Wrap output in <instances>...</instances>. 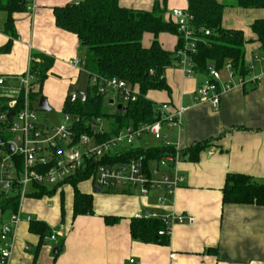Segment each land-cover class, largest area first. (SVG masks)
Listing matches in <instances>:
<instances>
[{
    "label": "crops",
    "instance_id": "crops-1",
    "mask_svg": "<svg viewBox=\"0 0 264 264\" xmlns=\"http://www.w3.org/2000/svg\"><path fill=\"white\" fill-rule=\"evenodd\" d=\"M75 1L78 0H34L33 10L13 13L16 37L8 51L2 48L10 36L4 32V23L0 26V75L15 82L28 70L33 53L52 57L42 96L50 109L60 111L72 84L80 82L82 73L87 76L85 88L90 82L87 71L72 63L75 58L83 60L80 40L76 34L57 27L53 14V7ZM218 1L225 5L222 27L243 31L247 65L253 57L264 54L251 29L256 19L264 18V8L238 7L232 4L234 0ZM119 5L134 10L156 9L164 21H171V10L186 9L188 0H119ZM153 39L152 33L145 32L142 45L149 47ZM157 40L164 50L173 52L179 36L161 32ZM262 70L256 63L251 74ZM206 75L196 71L186 76L174 62L163 73L169 89L149 90L146 94L153 103L169 102L173 107L184 108L181 126L169 133L170 142L181 152L197 142H208L196 159H191L189 153L182 156L178 168L185 179L180 187L171 195L159 189L142 195L123 188L108 191L88 178L78 182L77 188L92 196L93 213L78 215L73 214L74 191L70 183L54 190L48 188L52 192L39 197L30 195L33 189L20 208L21 219L15 229L9 264L33 263L39 235L30 231L31 220L44 222L55 235V239L47 236L40 246L37 264H264V206L222 202L228 173L264 180V76L244 85H238L234 77V85L221 94L214 110L196 97L197 86ZM226 76L222 70L221 77ZM116 98L120 97L116 94ZM109 99L108 103L113 104L115 100ZM103 123V132L110 130V121L103 119ZM11 212L0 208V230L7 226ZM152 212L191 215L194 223H172L167 244L132 238L131 218ZM104 216L119 220L107 224ZM130 259L134 262L130 263Z\"/></svg>",
    "mask_w": 264,
    "mask_h": 264
},
{
    "label": "trees",
    "instance_id": "trees-1",
    "mask_svg": "<svg viewBox=\"0 0 264 264\" xmlns=\"http://www.w3.org/2000/svg\"><path fill=\"white\" fill-rule=\"evenodd\" d=\"M29 0H0V10L7 13L4 22V32L10 40L2 48L8 51L11 41L16 37L13 13L24 11ZM233 5L242 8H264V0H234ZM225 5L218 0H188L186 10L193 15L197 27L208 29V35L202 34L197 43V51L193 56L196 71L208 73L210 66L220 69L229 62L237 74L247 73L244 60L247 40L243 31L222 27V14ZM55 24L57 27L76 34L80 40L85 55L84 69L88 76L94 75L98 80L117 77L124 80L137 93V99L125 104V111L115 107L113 113H105L103 107L110 99L105 93H99L95 85L88 84L85 88L87 98L85 101L71 102L66 96L62 112L73 118L75 136L81 133L92 135L88 121L93 117L109 120L110 130L95 134V140L101 141L110 138L121 128L128 125H137L139 122H153L157 119L154 113V104L146 98L149 90L164 89L168 86L163 79L164 71L174 66L176 56L173 52L164 50L157 40L161 32L178 35L177 26L172 21H164L159 10H134L119 5V0H78L63 6L53 7ZM256 39L264 48V18L256 19L251 24ZM145 32L153 34L149 47L142 45V36ZM84 44V45H83ZM38 59V60H37ZM53 58L44 54L33 53L31 60V73L35 80L32 84L31 97L42 96L44 79L52 65ZM119 102L121 98L117 99ZM169 103V102H168ZM208 147V142L201 141L182 151V156L189 153L191 159H196L198 153ZM174 146H130L118 152L115 156L101 159L88 158L85 167L76 172L63 183H70L73 187V214H92V196L79 191L77 183L91 178L96 164L112 161H126L130 157L142 154L146 160L158 159L166 154L174 153ZM61 184L53 185L52 190ZM30 194L39 197L51 193L45 185H35ZM33 188V189H34ZM109 191V190H108ZM223 203H254L264 206V180L258 181L244 173H228L222 188ZM17 197L0 194V208L15 211ZM107 224L119 220L115 216H104ZM165 228L160 218L143 215L130 220L131 237L145 243L167 244L169 234H159ZM30 231L39 235V241L34 252V260L45 237L52 233L48 226L38 220H31ZM60 243L57 247H61Z\"/></svg>",
    "mask_w": 264,
    "mask_h": 264
},
{
    "label": "built area",
    "instance_id": "built-area-1",
    "mask_svg": "<svg viewBox=\"0 0 264 264\" xmlns=\"http://www.w3.org/2000/svg\"><path fill=\"white\" fill-rule=\"evenodd\" d=\"M34 7V0H29L27 8L33 10ZM170 18L177 26L179 36L174 50L177 57L175 66L180 67L186 76H192L196 72L193 56L197 51V43L202 34L208 35L210 31L195 26L193 15L186 9L173 8ZM72 63L80 64L84 68V61L79 58L72 60ZM256 63L263 70L259 74H251ZM246 68L247 73L241 75L233 70L229 62L220 69L210 66L206 77L197 86V100L209 103L216 110L221 94L234 85V77H237L238 85L260 81L264 76V54L253 57ZM222 70L227 74L225 79L221 77ZM8 78L0 75V194L16 196L18 204L17 209L11 212L7 226L0 230V264H9L15 229L21 219L20 208L34 186L61 184L82 170L88 158L115 156L122 150L121 146L128 148L135 138L150 134L161 140L163 146H174V153L150 160H146L142 154L126 161L108 160L95 165L92 180L99 188H123L142 195L153 189L164 190L167 195H171L183 183L185 176L178 168L182 161V152L177 145L170 142L167 131L181 126L184 108L173 107L168 102L155 103V121L125 126L110 138L96 141L95 134L103 133L104 123L101 117H93L88 121L92 135L81 133L77 137L74 121H78V117L73 118L64 113L67 123L59 126L39 122L31 97L35 80L31 65L25 73L16 77L15 82H9ZM89 81L90 85L97 87L99 93L115 92L123 105L137 99L136 91L117 77L98 80L91 75ZM67 96L71 102H83L87 93L86 90L76 89L70 90ZM10 112L11 118L8 116ZM146 215L162 220L165 228L159 234L170 235L172 223H194V217L187 214L169 216L152 212ZM50 238L55 239V235L51 234ZM129 262L133 263L134 260L130 259Z\"/></svg>",
    "mask_w": 264,
    "mask_h": 264
},
{
    "label": "rangeland",
    "instance_id": "rangeland-1",
    "mask_svg": "<svg viewBox=\"0 0 264 264\" xmlns=\"http://www.w3.org/2000/svg\"><path fill=\"white\" fill-rule=\"evenodd\" d=\"M6 18V12L1 11L0 10V26L3 25L4 20ZM175 48V46L173 47V49ZM83 49V48H82ZM172 49V51H173ZM82 56V58H84V49L83 51L80 53ZM87 76L85 73H82L81 76V80L80 82H77L75 84H72V90L74 89H83L85 88L86 84H87ZM112 98L114 99V103L110 104V103H106L103 107V111L105 113H113L115 111V107L117 102H119L116 98V94L114 92H110L106 95V99ZM33 105L34 107H36V113L38 116V120L40 123L45 124V125H52V126H59L62 124H66L67 122L65 121L64 117H63V113L60 110L51 108L50 110H43L41 108H38V98H33ZM125 105V104H124ZM104 128V127H103ZM173 131V130H172ZM171 130L167 133L172 132ZM156 145H162V141L159 139H155L153 136H151L150 134H143L141 137L139 138H135L133 140V142L130 144V146H156ZM122 149L127 148L125 145L121 146ZM47 188H52L53 185L51 184H46Z\"/></svg>",
    "mask_w": 264,
    "mask_h": 264
},
{
    "label": "water",
    "instance_id": "water-1",
    "mask_svg": "<svg viewBox=\"0 0 264 264\" xmlns=\"http://www.w3.org/2000/svg\"><path fill=\"white\" fill-rule=\"evenodd\" d=\"M83 45H84V44H83ZM112 102H113V101L111 100V103H112ZM38 107L41 108V109H43V110H49V109H50V106L48 105L47 100H46V98H45L44 96H40V97H39V99H38ZM116 108H117L118 110H123V111H125V110L127 109V107L124 106L121 102H118V103L116 104ZM8 116H9V118H11V116H12V112H10V113L8 114Z\"/></svg>",
    "mask_w": 264,
    "mask_h": 264
}]
</instances>
